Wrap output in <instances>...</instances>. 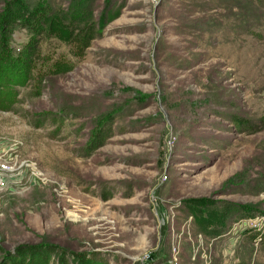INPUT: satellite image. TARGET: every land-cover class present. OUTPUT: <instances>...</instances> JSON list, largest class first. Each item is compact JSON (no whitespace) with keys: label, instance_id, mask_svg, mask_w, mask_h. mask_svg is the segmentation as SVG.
Returning <instances> with one entry per match:
<instances>
[{"label":"rangeland","instance_id":"374dc122","mask_svg":"<svg viewBox=\"0 0 264 264\" xmlns=\"http://www.w3.org/2000/svg\"><path fill=\"white\" fill-rule=\"evenodd\" d=\"M0 43V264H264V0H0Z\"/></svg>","mask_w":264,"mask_h":264},{"label":"trees","instance_id":"16d2710c","mask_svg":"<svg viewBox=\"0 0 264 264\" xmlns=\"http://www.w3.org/2000/svg\"><path fill=\"white\" fill-rule=\"evenodd\" d=\"M11 67L13 68V63L11 57L9 56V50L7 49V47L3 46V44L0 43V77H3V79L8 78L7 74L13 72ZM2 87L4 88L8 86L6 85ZM1 95L2 92H0V96Z\"/></svg>","mask_w":264,"mask_h":264}]
</instances>
